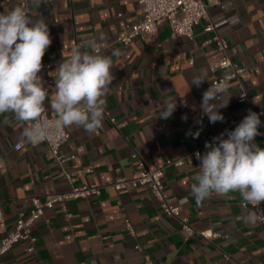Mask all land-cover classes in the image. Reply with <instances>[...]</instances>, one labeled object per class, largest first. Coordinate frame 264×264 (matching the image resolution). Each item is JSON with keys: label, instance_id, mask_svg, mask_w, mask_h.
Masks as SVG:
<instances>
[{"label": "crops", "instance_id": "1", "mask_svg": "<svg viewBox=\"0 0 264 264\" xmlns=\"http://www.w3.org/2000/svg\"><path fill=\"white\" fill-rule=\"evenodd\" d=\"M15 6L18 0H0V13ZM141 16L134 0H41L39 7L30 0V17L44 19L52 39L42 61L43 80L74 48L91 51L82 47L88 39L102 46L100 54L113 59L114 80L105 96L102 126L93 133L75 126L66 129L69 140L61 153L74 158L61 167L46 145L29 146L22 136L24 122L13 113L0 114L1 234L11 230L20 215L28 216L31 198L45 201L67 192L70 185L106 187L99 196L45 210L32 226L33 252H28L27 242H18L1 264H143L144 256L156 264H264V225L246 222L253 210L243 206L238 192L213 194L197 203L191 186L200 169L191 157L181 167L167 168L163 178L167 198L180 207L191 236L160 210L147 187L117 192L107 186L132 176L139 162L153 169L213 142L221 133L227 138V131L243 120L245 105L237 102L239 86L232 70L223 72L231 78L232 95L220 109L224 120L210 123L201 112L203 92L212 80L208 64L218 58L214 34L226 40L233 67L244 70L239 80L250 104L264 113V0H212L208 16L215 32H204L200 22L192 40L172 35L169 24L163 23L154 36L139 34L128 45L116 42ZM117 51L119 55H113ZM202 73L207 81L197 88L191 78ZM45 87L51 95L55 80ZM174 97L176 110L170 118H160L163 101ZM50 99L45 101L46 112L56 116ZM259 132L255 143L264 148V130L259 127ZM18 142L22 150L14 149ZM203 232L217 236L204 238Z\"/></svg>", "mask_w": 264, "mask_h": 264}, {"label": "clouds", "instance_id": "2", "mask_svg": "<svg viewBox=\"0 0 264 264\" xmlns=\"http://www.w3.org/2000/svg\"><path fill=\"white\" fill-rule=\"evenodd\" d=\"M39 7L41 0H33ZM52 44L50 30L44 19L33 20L21 6L0 13V114L13 113L27 126L22 136L32 144L47 138V125L42 117L45 101L51 97L50 109L56 114L61 129L73 126L93 133L102 126L106 108L108 85L113 83V59L102 55L93 39L82 47L74 48L69 58L61 60L55 72V91L49 95L40 73L43 57ZM113 55H119L114 52ZM206 74L193 75L191 84L197 88L207 81ZM229 76L222 82L210 84L203 92L201 112L210 123L222 122L221 108L228 106L231 94ZM243 98V97H242ZM187 106L186 101H184ZM177 108L176 97L163 101L160 118L168 119ZM182 119L186 120L187 116ZM202 123V120L198 121ZM260 115L249 110L232 131L205 143L203 154L196 153L200 161L199 172L192 177V195L197 203L213 194L227 196L238 192L242 201L253 208L264 202V148L255 143L261 135ZM199 136V131L194 134ZM255 211H249L246 222H257Z\"/></svg>", "mask_w": 264, "mask_h": 264}, {"label": "built area", "instance_id": "3", "mask_svg": "<svg viewBox=\"0 0 264 264\" xmlns=\"http://www.w3.org/2000/svg\"><path fill=\"white\" fill-rule=\"evenodd\" d=\"M141 7L142 16L140 20L132 25L126 26L125 33L116 38V42L123 45L131 43L139 34H146L154 36L157 34L159 26L163 23L169 24L172 35L182 36L188 40L193 38V28L200 22H204V32L213 33L215 27L208 16V7L212 0L204 2L203 0H134ZM18 5L23 7L30 15V0H18ZM211 41L215 43V49L218 53V58L209 62L208 70L212 74L211 84L222 82L223 72L232 70L235 79L238 82L239 93L237 95V102L244 104L245 116L249 110L260 115L261 127L264 130V113L261 110L255 109L249 102L248 95L244 89L239 75L244 71L242 68H234L226 40L217 34H214ZM97 45L99 53L102 51V46ZM192 64V60H190ZM55 72L44 80L45 83L51 84L55 79ZM243 97V98H242ZM43 122L47 125V138L38 144H44L48 148L54 162L58 166H62L65 162L74 158L73 155L64 156L61 153V148L69 140V132L66 129H61L57 126L56 116H50L45 111ZM113 121V120H111ZM38 144L29 143V146H36ZM24 145L18 142L14 145L15 150H22ZM207 151L205 144L199 146L195 150L184 154L174 160H167L163 164L156 166L153 169L147 168L142 162H139V169L130 177H121L115 179L108 184V187L113 188L119 192L122 190H130L138 187H147L151 197L159 204L160 210L169 217L176 219L181 229L188 235L193 234L192 228L188 225L187 220L181 217V209L179 206L169 202L164 190L163 178L164 171L167 168H178L184 164L186 158L191 157L196 161L197 166H200V161L196 158V153H204ZM62 175L69 182L70 176L67 172L62 170ZM106 187L100 184H89L81 186H72L67 192L53 195L41 201L38 198L30 199V210L27 217L20 215L16 220L14 227L6 231L3 235L1 232L5 228L3 215L0 209V264L1 259L5 256L15 244L21 241L28 243V252H33L36 238L32 234L33 224L44 217L45 210L53 208L55 204H63L67 200L88 199L93 196H99L101 190ZM243 206L250 207L257 214V222L264 225V202H261L259 207L255 209L251 204L243 203ZM64 208V207H63ZM125 227L128 232L133 235L131 225L128 221L125 222ZM204 238H212L216 234L200 233ZM137 251H141L139 245H135ZM143 264H156L147 256L143 258Z\"/></svg>", "mask_w": 264, "mask_h": 264}]
</instances>
